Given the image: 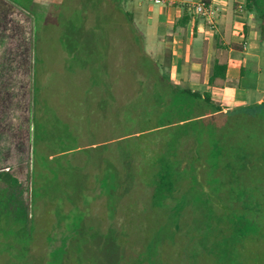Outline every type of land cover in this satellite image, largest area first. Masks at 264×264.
Segmentation results:
<instances>
[{"label": "rangeland", "instance_id": "374dc122", "mask_svg": "<svg viewBox=\"0 0 264 264\" xmlns=\"http://www.w3.org/2000/svg\"><path fill=\"white\" fill-rule=\"evenodd\" d=\"M53 5L56 13L43 23L36 14L33 127L28 123L33 118L31 69L3 68L7 57L20 60L22 53H14L15 46L4 53L7 38L0 45V105L5 116L0 163L8 167L0 193V264H264V104L228 111L199 107L191 117L182 108H165L168 100L158 87L164 79L156 68L170 75L169 57L148 41L143 14L126 0L121 15L115 16L109 8L106 16L99 12L95 0H53ZM40 6L23 4L29 12ZM99 31L102 35H92ZM39 83L43 91L37 90ZM74 104L83 109L74 113ZM183 128L196 129L186 135ZM132 137L139 145L135 153L141 168L145 159L151 163L163 145L180 137L177 193L190 195L192 205L181 204V214L173 215L168 208H137L134 218H128L132 224L124 226L127 239L120 230L125 213L121 218L116 210V219L103 221L109 215L103 203L106 194L94 182L108 165L107 141L121 147ZM80 140L95 163L82 166L85 177L72 165H82L86 153H72V165L54 156L63 142L76 150ZM36 143L54 159L44 162L50 175L40 176V187L35 178L33 190ZM141 146L151 148L150 156L141 153ZM42 152L36 158L39 167ZM125 162L123 157L122 172L116 164L119 182L113 205L120 209L125 196L124 207L132 209V197L142 194L143 187L133 175L135 163H127V177ZM12 176L20 178L16 185L8 184ZM84 183L92 184L87 193ZM80 196L84 208L77 204ZM89 196L98 201L90 203ZM67 198L75 203L73 208ZM80 221L77 239L70 241L71 228Z\"/></svg>", "mask_w": 264, "mask_h": 264}, {"label": "crops", "instance_id": "0c3cea01", "mask_svg": "<svg viewBox=\"0 0 264 264\" xmlns=\"http://www.w3.org/2000/svg\"><path fill=\"white\" fill-rule=\"evenodd\" d=\"M126 1L144 15L148 41L153 48H159L168 55L170 76L176 84L195 91L210 93L213 100L218 101L217 104L225 108L224 111L264 104L262 18L259 11L247 8L246 0H161V3H156L155 0ZM199 1H204L216 9L214 24L196 17L190 11L189 25L186 28L177 29L176 24L183 17L185 8L189 9V6ZM95 2L96 8L101 13L105 12V16L107 8L110 9L111 15L122 13L123 0H95ZM23 4L42 6L35 12H29ZM241 6L244 7L241 8ZM56 9L53 0H0V45L5 44L2 38H7L6 43L9 47L3 52L11 53L10 47L15 46L17 49L14 48V53H22L20 60L17 57L13 59L15 56L7 57L3 68L31 69L32 104L29 106V111L31 108L33 118L28 123L32 127L36 118L34 88L36 53L34 36L38 28L36 14H39L40 22H42V19L48 20L50 15H54ZM101 33L99 31L92 35L100 36ZM115 33L116 31L112 34L115 35ZM27 38H31L29 43ZM19 45H21L20 48ZM27 61L30 63L27 64ZM215 65L226 66V76L225 80L218 78L215 85L210 86L209 81ZM216 94L221 95L220 100L214 97ZM70 108L74 113H78L83 106L74 104ZM3 112V106H1L0 127L4 124ZM2 113L4 117L1 116ZM3 165L5 164L0 163V174H4L7 179L5 169L8 167ZM23 212L27 213L24 208Z\"/></svg>", "mask_w": 264, "mask_h": 264}, {"label": "trees", "instance_id": "16d2710c", "mask_svg": "<svg viewBox=\"0 0 264 264\" xmlns=\"http://www.w3.org/2000/svg\"><path fill=\"white\" fill-rule=\"evenodd\" d=\"M262 4H264V0H246V6L247 8L249 7V10L255 9L256 11L260 12V16L262 18V29H263V36H264V8H262ZM189 12L190 10L188 8H185L183 17L176 24L177 29L186 28L189 25V23L191 22V15L189 14ZM35 56H36V53H35ZM226 70H227L226 66L215 65L214 70H213V75L211 76L210 81H209L210 86H214L215 81L218 78L225 80ZM156 72L158 73L157 74L158 77L161 76L164 79L163 80L164 82L158 85V87L161 89L159 90L166 97V100H168V103H165L163 107L165 106L166 108V106L168 107V105L170 104L172 108H182V110H184L183 113H185L189 117H191L195 113L197 114V111H199V107L214 108L218 111H224L225 108L223 106L216 104L210 93L208 92L203 93L200 91H195L190 88L176 84L171 79V76L168 73L167 74L160 73L158 70V67L156 68ZM34 78H35L34 88H35V94H36V88L38 85L37 84L38 75H37L36 68L34 69ZM110 87L112 88V86ZM37 90L43 91L44 86H42L39 83ZM183 129H185V134L188 135L187 134L188 129L189 131H191V130H195L196 128H183ZM179 138L170 140L169 143L167 142L166 145H163V147L159 149L160 153L158 157L151 158L152 160L151 163H146V159H145L142 165L143 166L142 168L138 166V162L140 160H138L139 158L136 157L137 154L135 153V148H138L139 145L137 142L133 141V137L131 138L130 143L127 142L128 140L126 141L127 143L125 142L126 144L122 142L121 147L113 146V144L107 141L108 144L106 146L105 154H108L106 155L109 159L108 165L105 166L106 171H104L99 178H95L94 183L98 184L99 187L102 189V192L106 194V197L103 198L104 200L103 203L106 204L105 207H106V210L109 211L108 213L109 215L106 216L103 221H108L110 218L116 219V214L114 213L116 210H119L121 214L120 216L121 218H124L122 212L126 214V221L120 227V230H123V233H124V234L121 233V236H125L127 239L129 238L130 235L125 230L126 228L124 226L132 224V220H128V218L130 217L134 218V215L137 212V208L141 210H144L145 208L146 210V207H148L149 209H154V210H159V211H165L163 209L168 208L169 213L173 215L174 213L181 214L180 210L178 209V207H180L181 204L185 205V207L192 205V202H191L192 197L190 195L186 193L185 194L177 193L178 189L180 188V185H179L180 177L178 176L179 173L177 171V168L180 167V164L178 166L179 162L177 160L178 155H179L178 153L179 150H177L179 146L178 145ZM81 142L82 140L77 141L75 143L76 150H74V146L63 142L64 148H62V151L60 150L59 152L56 151L54 156H58V158H61L63 159V161H66L67 163L72 165L74 161V159L72 158L73 156L72 153L75 154L76 151H78L83 156H84V153H86L87 160L83 158L84 160L81 161L82 165H76L75 162L72 165V167L74 166V167L79 168L80 172L82 173V166L84 164L87 165V163L88 164L90 163L92 167L95 165V163H91L89 161V159H93L92 153L88 154L87 152H85L84 151L85 148L81 147ZM123 145H126V146L123 147ZM41 148L42 147L40 146V143H36L33 147V158H32L33 165L31 168V180L33 181V190H34V184H35L34 180L37 179V184L40 187L41 186L40 184H42L43 182V179L41 178L42 175L44 176H46L47 174L50 175L49 174L50 171L47 169V167H45L47 165L44 166V162L45 161L51 162L52 159H54L53 158L54 156H52L51 160L49 159L50 156L45 146H43L42 148L43 152L41 151ZM141 149H142L141 153L144 156L146 155L150 156L151 148L149 146H144L143 148L141 146ZM40 152H42L44 156L43 163H41L42 167H39L36 162V158H38L37 155H40ZM76 156H78V154ZM123 157L126 161L125 162V173L127 177L130 174L127 163H131L129 164L130 166L132 165V163H135L134 164L135 170L133 172V175L136 174L137 179L142 184L141 188L143 187L142 194L132 197V203H133L132 207H135L136 209L135 208L131 209L130 207L126 208V206L124 207V205L126 204L125 196L124 197L122 196L120 198V202H121L120 209L119 207L113 205V202L117 200V194H118L117 188H118L119 178L117 176V167L119 169L121 168V172H122L123 165L121 163H122ZM116 164H117V167H116ZM114 168H115V174L113 173ZM10 171H12V167H10ZM83 177H85L84 174H83ZM6 180L7 179L5 175L0 174V193L4 189V187H6V183H5ZM19 181H20L19 176H14V177L12 176L8 184L16 185ZM89 186H92V184L90 183L83 184L82 190L84 191V193H87ZM32 193H33L32 195V203H33L34 202V198H33L34 191H32ZM59 198L62 199L61 197H58V199ZM90 198H91L89 200L90 203H95L96 201H98L97 199H95L98 197L93 196ZM67 203L69 206H71V208H73V206L75 205V203H73L71 199L70 200L68 199ZM83 203H85V201L81 199V196L78 197L77 204H79L80 206H82V208H84L82 205ZM56 204H58L57 201H56ZM25 210L27 211L28 207L25 206ZM72 210L73 209H71L69 213V217L71 218H73V214H71ZM2 212L3 211H0V213ZM25 219L26 220L29 219L28 212L26 213ZM31 221L33 223V220ZM80 226H81V221L79 224L77 225L75 224V226L71 228L73 235L72 237H70V241H72L73 239H77L76 237H77V233L79 231L78 229ZM209 255H211L209 257H212L211 253Z\"/></svg>", "mask_w": 264, "mask_h": 264}, {"label": "built area", "instance_id": "2783aa9c", "mask_svg": "<svg viewBox=\"0 0 264 264\" xmlns=\"http://www.w3.org/2000/svg\"><path fill=\"white\" fill-rule=\"evenodd\" d=\"M156 3H161V0H155ZM244 7V6H243ZM241 6V8H243ZM189 10L196 15V17L206 19L210 24H214V14L216 9L210 5L205 3L204 1H199L194 5L189 6Z\"/></svg>", "mask_w": 264, "mask_h": 264}]
</instances>
